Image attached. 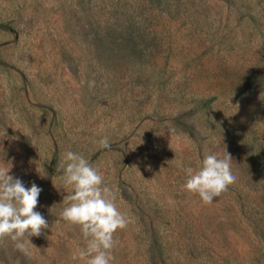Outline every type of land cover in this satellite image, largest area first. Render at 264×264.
Segmentation results:
<instances>
[{"label":"rangeland","instance_id":"374dc122","mask_svg":"<svg viewBox=\"0 0 264 264\" xmlns=\"http://www.w3.org/2000/svg\"><path fill=\"white\" fill-rule=\"evenodd\" d=\"M67 150L130 217L114 264H264V0H0V165L42 188L50 225L31 258L0 242V264H79ZM225 150L227 191L181 188V166Z\"/></svg>","mask_w":264,"mask_h":264},{"label":"clouds","instance_id":"9594fccd","mask_svg":"<svg viewBox=\"0 0 264 264\" xmlns=\"http://www.w3.org/2000/svg\"><path fill=\"white\" fill-rule=\"evenodd\" d=\"M88 84L93 87L95 82ZM97 143L100 148L110 147L107 136ZM169 147L174 151L170 143ZM232 160L226 150L223 156L205 151L195 168L181 166L185 175L181 188L197 194L204 204L213 203L237 180ZM11 167L0 165V242L10 239L16 250L31 258L35 245L30 238L41 236L50 227L36 210L42 188L34 182L25 187L21 179L9 174ZM58 168L62 184L68 189L59 219L77 226L83 239V247H75L70 259L79 264H114L115 233L131 222L118 207L115 191L105 183L98 167L78 152H63ZM38 173L41 178L46 176Z\"/></svg>","mask_w":264,"mask_h":264},{"label":"trees","instance_id":"16d2710c","mask_svg":"<svg viewBox=\"0 0 264 264\" xmlns=\"http://www.w3.org/2000/svg\"><path fill=\"white\" fill-rule=\"evenodd\" d=\"M153 245V244H152ZM160 255V254H159ZM161 256V258L163 257L162 255H160ZM153 260H155L156 259V254H154L153 256Z\"/></svg>","mask_w":264,"mask_h":264}]
</instances>
